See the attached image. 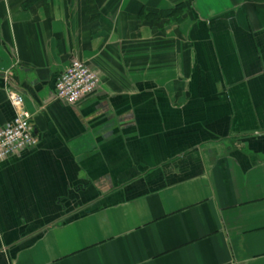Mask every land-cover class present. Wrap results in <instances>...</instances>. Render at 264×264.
Listing matches in <instances>:
<instances>
[{"label":"crops","instance_id":"obj_1","mask_svg":"<svg viewBox=\"0 0 264 264\" xmlns=\"http://www.w3.org/2000/svg\"><path fill=\"white\" fill-rule=\"evenodd\" d=\"M11 92L0 264H264V0H0V128Z\"/></svg>","mask_w":264,"mask_h":264},{"label":"built area","instance_id":"obj_2","mask_svg":"<svg viewBox=\"0 0 264 264\" xmlns=\"http://www.w3.org/2000/svg\"><path fill=\"white\" fill-rule=\"evenodd\" d=\"M99 84L95 71L84 62L72 60L68 69L56 79L54 93L58 101L75 105L94 94ZM8 100L15 115L12 121L0 128V164L38 144L32 131V115L25 110L23 97L11 92Z\"/></svg>","mask_w":264,"mask_h":264}]
</instances>
